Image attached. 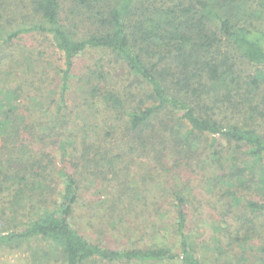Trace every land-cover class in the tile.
Instances as JSON below:
<instances>
[{"label": "trees", "instance_id": "trees-1", "mask_svg": "<svg viewBox=\"0 0 264 264\" xmlns=\"http://www.w3.org/2000/svg\"><path fill=\"white\" fill-rule=\"evenodd\" d=\"M23 36L44 38L57 57L58 85L41 106L51 119L37 123L46 134L40 141L63 137L66 149L79 140L83 166L108 189L113 163L130 162L138 147L150 152L161 138V145L170 144L176 153L196 154L193 144L210 138L209 181L229 183L222 195L236 198L244 210L234 219L240 225L234 239L238 251L229 243L227 252L233 255L220 259L227 252L219 246V258L211 264H250L245 248L258 235L257 218H264V0H0V52ZM89 51L113 56L129 79L126 86L109 87L110 72L100 60L77 79L82 101L71 106V77ZM240 62L254 68L241 71ZM24 63L22 74L34 75L36 62ZM11 86H0V129L6 134L1 148L10 155L0 154V192L9 193L12 216L0 232V244L40 239L51 244L63 264H208L190 235L187 199L177 188H170L163 202L172 223L160 221L148 247L111 249L81 234L73 224L81 201L77 163L71 169L62 165L53 176V159L44 163L45 155L22 153V145L11 157L4 145L13 136L33 135L36 128L38 118L22 111L21 102L14 105L16 100L35 99L41 105L22 84ZM91 110L121 122L118 153L109 142L118 128L108 126L101 139L100 128L89 120ZM123 191L119 184V196L106 205L120 224ZM22 200L26 215L37 206L45 211L15 221ZM168 230L170 242L163 234ZM215 242L221 244L218 238ZM255 249V262L264 264V244Z\"/></svg>", "mask_w": 264, "mask_h": 264}, {"label": "rangeland", "instance_id": "rangeland-1", "mask_svg": "<svg viewBox=\"0 0 264 264\" xmlns=\"http://www.w3.org/2000/svg\"><path fill=\"white\" fill-rule=\"evenodd\" d=\"M45 50L48 52V56L42 57L41 53ZM221 50L223 51L224 47ZM51 52L47 41L40 36H23L0 52V86L8 85L9 87L12 85L11 87L14 88L16 84H22L23 89L31 91L35 97H40L41 102L39 106L35 99L23 101L21 97L16 100L14 105L21 102V105H25L21 107L22 111L27 109L28 115L31 113L35 115L34 120L38 118L35 121L36 128L33 135L13 136L4 145L10 150L8 152L11 153V157L15 156L14 152L22 145V153L45 155L44 163L50 158L53 159L56 166L54 169H50V172L54 170V172L52 171L53 176L62 165L66 164L71 169L77 163L80 171L78 180L81 187V201L75 212L74 227L91 242L111 249L148 247L152 245V238L159 227L160 221L164 223V226H169L172 223V215L166 211L167 206L163 202L168 196L169 189L177 188L187 199L190 235L193 237V241L198 244L200 254L207 255L208 264H211L213 259L219 258L216 251L219 246L226 249L227 252L229 243H233V247L236 248H234L235 252H237L238 248L234 243V239L240 225L234 219L237 216L236 213H244V210H242L240 204L236 203V198L228 199L222 195L221 192L229 186V183L220 182L216 186L209 181L211 166L206 145L210 138H201V141L193 144L191 152L196 154L190 152L176 153L170 144L161 145V138L156 140L157 146L152 148L153 150L151 149L150 152H141L138 147V152L129 154V159L132 160L133 158L135 162L130 160L128 163H113L111 170L107 173L108 178L112 180V187L108 186L111 187L108 189L99 176H97V180L95 175H90L94 173L92 168L83 166L80 159L79 140L75 141L72 147L66 144V149L61 148L62 142L60 141L63 140V137L48 135L49 137L44 142L40 141V137H44L46 134H44L43 129L39 128L37 123L43 124L44 121H50L51 119L49 112L46 113L45 108H41V106L46 105L49 99L52 98L53 95L50 96L46 93L56 91L59 78L56 70L58 66L57 57ZM25 60H30L31 63L32 61L36 62L37 70L34 71V75L33 73L32 75L22 74L24 70L27 71L26 66L23 65ZM100 60L101 64H104V68L110 72L109 87L121 88L127 85L129 78L126 71L114 61L113 56H109L108 53L104 52L89 51L77 61L71 77V90L74 89L70 94L69 104L71 106L74 104L79 106L82 101L79 97L77 79L87 71L88 67H94L95 63ZM17 62H20V64ZM237 67L241 71L245 69L248 73H250V69L254 68L244 62H240ZM31 82L33 85L29 86ZM41 97L43 100H41ZM98 108L99 106L96 109ZM100 109L104 110L102 106ZM101 110L95 115H92L93 110L89 111L91 113L89 120L100 128L98 131L101 139L108 126L118 128V133L109 138L110 140L108 139L114 153H118L119 148L117 145H119L122 135L120 132L121 122L114 120L113 114ZM221 117H224V115ZM78 119L81 120V118ZM3 131V129H0V154L3 153L5 158H8L10 155L1 148L3 145L1 140L6 135ZM165 135L167 140L169 133H165ZM168 142H170L169 139ZM101 165H103L102 162ZM17 166V164H14V167ZM119 184L121 189H124L121 194H124L123 200L125 203L124 211L121 213V220L123 221L121 224L114 219L115 213L111 214L107 208V206H110V200H115L119 196ZM61 186L59 183L57 191L62 188ZM7 187L6 185L4 189L7 190ZM9 200L11 201L9 193L0 192V232L4 230L7 222L10 221V217H12ZM228 200L231 207L227 206ZM18 204L20 212L14 216L16 217L15 221H26L28 217H35L36 214L38 215L44 210L37 206L34 211L26 215L28 211L26 202L22 200ZM126 204L128 205L126 206ZM22 207L24 209H21ZM257 220L258 235L245 248L246 257L249 258L250 264H259V262H255L253 254L256 253V245L264 244V218L260 217ZM157 223L158 225L155 227ZM163 234H168L165 235V238L169 242L172 240L169 230ZM241 235L242 231L239 233V237ZM216 238L220 240L221 244L215 242ZM216 244L218 245L214 247ZM51 248V244L35 238L16 246L0 244V264H63L61 256L53 252ZM232 255V253L227 252L220 259L229 258ZM89 264L105 263L95 262Z\"/></svg>", "mask_w": 264, "mask_h": 264}]
</instances>
